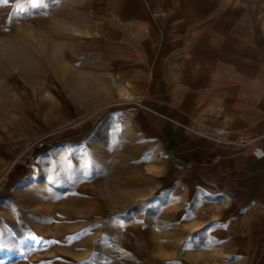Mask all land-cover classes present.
<instances>
[{
	"label": "rangeland",
	"instance_id": "obj_1",
	"mask_svg": "<svg viewBox=\"0 0 264 264\" xmlns=\"http://www.w3.org/2000/svg\"><path fill=\"white\" fill-rule=\"evenodd\" d=\"M108 6L116 0H0V154L14 149L0 162V264H213L196 228L148 241L153 214L139 203L154 185L151 146L117 116L141 84L126 82Z\"/></svg>",
	"mask_w": 264,
	"mask_h": 264
},
{
	"label": "crops",
	"instance_id": "obj_2",
	"mask_svg": "<svg viewBox=\"0 0 264 264\" xmlns=\"http://www.w3.org/2000/svg\"><path fill=\"white\" fill-rule=\"evenodd\" d=\"M116 2L106 10L118 18L117 57L142 92L117 116L129 115L153 155L150 199L139 203L154 215L148 241L196 228L213 264H264V156L252 153L264 150V0ZM212 126L234 137L217 141ZM13 156L6 145L0 162Z\"/></svg>",
	"mask_w": 264,
	"mask_h": 264
},
{
	"label": "built area",
	"instance_id": "obj_3",
	"mask_svg": "<svg viewBox=\"0 0 264 264\" xmlns=\"http://www.w3.org/2000/svg\"><path fill=\"white\" fill-rule=\"evenodd\" d=\"M207 134H209V133H207ZM215 137H216L215 139H216L217 141L227 140V138H224V137H226V136H224V135H219V134H218V136H215ZM252 153H253V155H254L256 158H260V157L264 156V150H262L261 148H259V147H257V146L253 148Z\"/></svg>",
	"mask_w": 264,
	"mask_h": 264
},
{
	"label": "bare ground",
	"instance_id": "obj_4",
	"mask_svg": "<svg viewBox=\"0 0 264 264\" xmlns=\"http://www.w3.org/2000/svg\"><path fill=\"white\" fill-rule=\"evenodd\" d=\"M216 133L219 134V135H224V136H227V132L226 130H223V129H215Z\"/></svg>",
	"mask_w": 264,
	"mask_h": 264
}]
</instances>
